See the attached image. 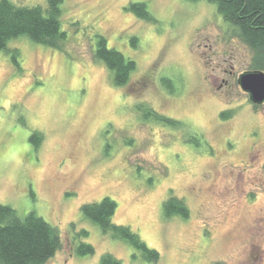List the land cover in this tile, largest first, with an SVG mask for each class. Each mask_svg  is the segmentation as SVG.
I'll list each match as a JSON object with an SVG mask.
<instances>
[{"label":"rangeland","instance_id":"rangeland-1","mask_svg":"<svg viewBox=\"0 0 264 264\" xmlns=\"http://www.w3.org/2000/svg\"><path fill=\"white\" fill-rule=\"evenodd\" d=\"M61 27L59 48L10 40L18 66L0 50V202L58 229L61 248L45 264H99L104 253L120 264H264V102L237 83L251 51L215 3L62 0ZM97 35L135 61L125 86L94 58ZM139 103L180 125L144 119ZM170 195L187 217L164 215ZM103 197L117 204L112 222L156 249V262L82 215ZM81 242L94 253L76 254Z\"/></svg>","mask_w":264,"mask_h":264},{"label":"trees","instance_id":"trees-1","mask_svg":"<svg viewBox=\"0 0 264 264\" xmlns=\"http://www.w3.org/2000/svg\"><path fill=\"white\" fill-rule=\"evenodd\" d=\"M208 1L215 3L223 20L230 24L238 38L251 51V70L264 72V0ZM61 2L62 0H46V6L43 7L0 0V50L11 53L15 66H18L17 50L7 47L10 40L26 36L35 43L59 48L66 39L65 31L61 27ZM126 9L141 19L155 21L144 2H130ZM134 41L135 38L132 40L133 45ZM93 56L108 69L111 82L115 86H125L136 68L133 59L125 57L113 47H108L102 35H97ZM161 80L166 85V79ZM137 108L144 119L172 126L180 125L178 120L165 116L144 103H139ZM225 115L223 113L222 117ZM41 139L42 135L38 131L32 132L29 137L35 147H38ZM116 206L114 200L103 197L98 202L83 204L80 210L87 220L98 226L102 234L126 241L140 252L143 259L156 262L159 258L156 249L147 246L129 226L112 222ZM162 206L167 217L175 214L182 217L188 215L184 202L172 195L164 200ZM86 233V230L79 232L80 235ZM61 245V236L54 225L34 212L21 216L15 208L0 202V264H45ZM75 252L78 255L93 254L94 247L81 242ZM99 264H120V261L110 253H104Z\"/></svg>","mask_w":264,"mask_h":264},{"label":"water","instance_id":"water-1","mask_svg":"<svg viewBox=\"0 0 264 264\" xmlns=\"http://www.w3.org/2000/svg\"><path fill=\"white\" fill-rule=\"evenodd\" d=\"M240 88L248 94L254 105L264 102V72L261 70H246L237 77Z\"/></svg>","mask_w":264,"mask_h":264},{"label":"flooded vegetation","instance_id":"flooded-vegetation-1","mask_svg":"<svg viewBox=\"0 0 264 264\" xmlns=\"http://www.w3.org/2000/svg\"><path fill=\"white\" fill-rule=\"evenodd\" d=\"M231 73V71H229Z\"/></svg>","mask_w":264,"mask_h":264}]
</instances>
